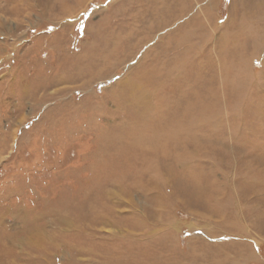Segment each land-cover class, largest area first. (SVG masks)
Listing matches in <instances>:
<instances>
[{"label":"rangeland","instance_id":"374dc122","mask_svg":"<svg viewBox=\"0 0 264 264\" xmlns=\"http://www.w3.org/2000/svg\"><path fill=\"white\" fill-rule=\"evenodd\" d=\"M0 264H264V0H0Z\"/></svg>","mask_w":264,"mask_h":264}]
</instances>
